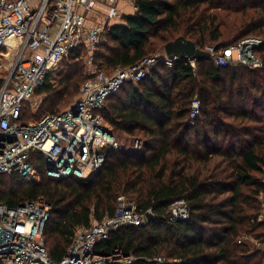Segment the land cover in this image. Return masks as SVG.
I'll return each mask as SVG.
<instances>
[{
  "label": "trees",
  "instance_id": "1",
  "mask_svg": "<svg viewBox=\"0 0 264 264\" xmlns=\"http://www.w3.org/2000/svg\"><path fill=\"white\" fill-rule=\"evenodd\" d=\"M134 2V14L107 25V42L95 55L107 74L164 50L179 36L201 49L207 42L219 48L250 35L264 37V0ZM87 53L84 47L64 58L59 83L47 81L40 88L45 94L40 111L25 109L22 122L70 106L89 77ZM260 56L264 62V49ZM196 65L183 58L171 68L161 62L107 98L100 110L105 128L117 137L140 135L143 150L107 149L104 166L88 180L49 178L41 163L38 183L0 173V203L16 207L45 198L52 204L45 245L53 260L66 255L78 227L113 216L119 196L126 195L154 217L114 230L98 243V253L119 248L138 258L134 264H177V259L180 264H264V221L257 205L264 183L254 175L264 171V64L220 67L200 59ZM195 95L201 116L191 124ZM180 199L188 202L190 218L171 221V205ZM241 235L256 238L260 247ZM159 256L166 261H149Z\"/></svg>",
  "mask_w": 264,
  "mask_h": 264
},
{
  "label": "built area",
  "instance_id": "2",
  "mask_svg": "<svg viewBox=\"0 0 264 264\" xmlns=\"http://www.w3.org/2000/svg\"><path fill=\"white\" fill-rule=\"evenodd\" d=\"M100 5L106 6L108 18L122 17L118 0H0V69L5 73L0 78L1 174L16 175L26 181L40 180L43 172L52 179L92 178L104 166L107 149L124 148L103 124L100 110L107 98L126 82L141 81L161 62L171 68L180 59H170L166 54L148 56L132 66L117 68L113 74L104 72L95 55L105 42L106 26L88 24V16L101 10ZM84 47L88 51L89 77L74 102L57 114L47 113L39 120L22 122L29 100L51 81L71 51ZM262 49L264 37L260 35L244 37L225 47L206 48L212 52L211 59L217 66L236 64L250 68L263 67ZM189 62L196 67L195 61ZM200 116L201 100L195 95L191 124ZM131 148L143 150V139L136 138ZM52 210L45 198L16 207L0 203L2 264H134L138 258L122 249L101 254L96 247L120 227L146 224L147 213H153L151 209L141 211L134 200L121 195L114 215L78 227L66 255L55 261L45 245V227ZM190 214L185 199L171 205V221L188 220ZM149 261L164 263L166 259L159 256ZM175 262L180 264L181 260Z\"/></svg>",
  "mask_w": 264,
  "mask_h": 264
},
{
  "label": "rangeland",
  "instance_id": "3",
  "mask_svg": "<svg viewBox=\"0 0 264 264\" xmlns=\"http://www.w3.org/2000/svg\"><path fill=\"white\" fill-rule=\"evenodd\" d=\"M134 6H135L134 0H118V7L117 8H118L119 12L122 14V17L121 18L120 17H116V18L109 17L108 18V16H107V13L108 12H107V8H106L105 5H100L99 6V9H101V10L98 9L99 11H97V12H95L93 14L91 13L88 16L89 19H91V21L97 22V23H100L101 25H105L106 26V28H105L106 33H105V36H104L105 37L104 44L107 42V39H108L107 38V27H108L107 25L108 24L109 25H114L116 23H122L123 22V16H124L125 13H126V15H131L133 12L136 11V9L133 8ZM111 18H113V19H111ZM216 44H217V42H207L204 47L207 48V47H210V46H217ZM163 53L165 54V50L158 51L154 55H161L162 56ZM154 55H150V56H154ZM0 57H1V54H0ZM63 63H64V61L61 62V65H60V67L58 69L59 71L58 70L55 71L53 73V75H52L51 83L53 85H57L59 83V81H60V74L59 73L65 68V66L63 65ZM195 66H196V69H197L196 63H195ZM39 90L29 100L30 102L27 104L26 111H33V112H36V113L40 111L39 108H40V106L42 105V103L45 100V94L39 92ZM77 96H78V94H77ZM77 96L71 101V104L74 102V100L77 98ZM139 136L140 135H127L126 133H122V134H120V136H118V137L116 136V137L122 143V145H124V147L130 148L131 145L133 144L134 140L136 138H138ZM254 175H255V177L257 179L258 178L260 179V176H261V178L263 177L262 179H264V171L263 170L261 172H257L256 174L254 173ZM41 179L38 180V181H33V180H27L26 181L24 179L23 180L26 181V182H28V183H38V182L41 181ZM127 197L130 198L131 200H134L132 197H129V196H127ZM257 205L259 207V210L258 211H260L259 220L264 221V194L261 193L258 196ZM240 239L249 241L251 243L250 245L252 247L253 246L254 247L255 246L260 247L259 241L256 238H254V237H252L250 235H241L240 236Z\"/></svg>",
  "mask_w": 264,
  "mask_h": 264
},
{
  "label": "water",
  "instance_id": "4",
  "mask_svg": "<svg viewBox=\"0 0 264 264\" xmlns=\"http://www.w3.org/2000/svg\"><path fill=\"white\" fill-rule=\"evenodd\" d=\"M217 48V47H216ZM165 54L170 59L183 58L188 61L209 60L212 58V52L201 49L195 42L187 39L185 36H179L175 40L168 42L165 47ZM148 219L154 217L153 213H147Z\"/></svg>",
  "mask_w": 264,
  "mask_h": 264
},
{
  "label": "crops",
  "instance_id": "5",
  "mask_svg": "<svg viewBox=\"0 0 264 264\" xmlns=\"http://www.w3.org/2000/svg\"><path fill=\"white\" fill-rule=\"evenodd\" d=\"M133 8H135V6H134ZM134 13H135V12H133L132 14H134ZM125 14H126V13H125ZM125 14H124V15H125ZM132 14H131V15H132ZM88 24H89V25H92V24H94V22H93V21H89Z\"/></svg>",
  "mask_w": 264,
  "mask_h": 264
},
{
  "label": "bare ground",
  "instance_id": "6",
  "mask_svg": "<svg viewBox=\"0 0 264 264\" xmlns=\"http://www.w3.org/2000/svg\"><path fill=\"white\" fill-rule=\"evenodd\" d=\"M12 41H13V43H15V41L11 39L10 42H12Z\"/></svg>",
  "mask_w": 264,
  "mask_h": 264
}]
</instances>
